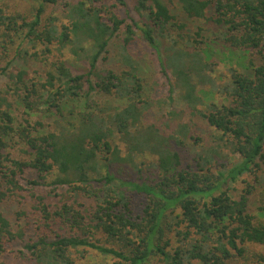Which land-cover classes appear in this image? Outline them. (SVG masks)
Segmentation results:
<instances>
[{
  "label": "trees",
  "instance_id": "obj_1",
  "mask_svg": "<svg viewBox=\"0 0 264 264\" xmlns=\"http://www.w3.org/2000/svg\"><path fill=\"white\" fill-rule=\"evenodd\" d=\"M62 1L41 0L32 19L0 6V59L15 35L24 31L46 44L72 45L78 55L87 51L91 67L87 73L74 74L60 59L56 72L40 82L27 79L24 69L8 72L10 64H0L16 96L13 102L0 93V256L4 257L0 264H12L7 254L16 241L25 240L27 231L31 236L26 248L36 264H76L75 251L86 248L112 254L118 259L114 264H151L155 258L157 264H264V252L251 247H264V219L250 208L252 197L264 186V0L137 2L149 23L142 28L144 37L154 48L156 35L185 26H180L179 14L172 10L177 1L185 17L217 24L221 41L249 51L252 71L232 67L217 83L213 64L202 47L193 46V36L180 33L186 47L174 40L177 47L169 65L177 77L180 98L218 134V145L205 155L197 154L193 163H184L170 138L145 123L144 113L151 105L144 98L145 80L127 52L124 65L128 69L107 67L93 72L125 20L110 7L88 6L81 0L68 4L69 24L60 29L56 17L44 21L42 15L45 3ZM204 31L199 26L193 41L203 43ZM126 33L124 48L134 37L131 25ZM77 43H88L91 52ZM91 74L96 75L95 82ZM200 87L214 89L219 102L200 109ZM97 90L121 98L125 106L99 112L90 109L88 98ZM80 106L83 109L78 111ZM16 107L30 116L42 111L41 117L55 119L56 128L29 118L17 121ZM180 130L171 136L176 145L188 138V125L182 124ZM118 138L125 153L115 141ZM221 144L238 155L230 169ZM22 147L25 156H16L14 150ZM146 154L155 159L158 177L154 182L119 176L111 169L114 164L138 169L136 159ZM245 174L253 175L254 181H246V187L236 193L235 184ZM45 185H51V191L67 186L62 202L52 206L37 192ZM24 192L32 199L33 215L25 225L13 228L1 207H13ZM258 208L264 210V203ZM22 215L27 216L26 211L17 210V216Z\"/></svg>",
  "mask_w": 264,
  "mask_h": 264
},
{
  "label": "rangeland",
  "instance_id": "obj_2",
  "mask_svg": "<svg viewBox=\"0 0 264 264\" xmlns=\"http://www.w3.org/2000/svg\"><path fill=\"white\" fill-rule=\"evenodd\" d=\"M81 0H64L57 5L45 3L44 13L42 19L45 21L49 16L57 18L56 23L58 27L62 29L64 24H69L68 10L70 5L76 4ZM88 6L92 3L98 6L110 7L115 10L125 22L121 29L114 35V38L110 41L107 52L103 54V59L98 62L93 72H102L107 67H112L116 71L128 69L124 65V55L127 52L135 61L136 65L140 69V73L144 78V98L150 102V108L144 113V121L147 125L153 124L158 127L162 134L170 138V144L173 150L179 151L182 156L184 163H193V158L197 154L205 155V151L218 145L217 131L209 125L208 122L202 118V116L190 108L185 100L180 98V87L177 86L178 80L173 73L169 60L174 56V40L177 39L179 46H187L179 35L180 33L189 34L196 37L195 32L199 26L204 28L205 35L203 36L204 42L197 43L193 41V46L202 47L203 53L206 60L211 62L214 67L213 74L218 79L217 83L222 82L229 74L230 68H235L242 72H251L252 68L249 66L250 54L249 51L234 49L226 45L218 37L221 27L213 22L204 20L203 18H189L185 17L179 10V4L177 1L172 7L174 13L179 14L178 23L181 28H173L170 31H166L164 35L157 36V48L151 46L148 40L144 37L142 28L149 25L148 20L144 12H139L137 9L138 0H123L121 3L119 0H84ZM41 0H0V6L6 9L7 12L25 16L28 19H32L37 12ZM127 25H131L134 29L133 39L124 48L125 37L127 36L126 30ZM179 26V25H178ZM203 32V33H204ZM198 37V36H197ZM201 39V37H198ZM80 47H90L88 43H77ZM174 46V47H173ZM74 46L68 45L66 47L61 46L55 41L53 44H46L39 40L33 39V37H27L24 33L15 35V41L10 43L4 55L0 59V64L6 66L10 64L8 72H16L20 69H24L27 72V79L45 82L49 76V73H55V65L61 59L66 65L72 70L74 74L87 73L90 67V61L87 57V51H80L78 55L72 50ZM91 52V48H88ZM106 58V59H104ZM92 80H96V75L91 74ZM11 83L8 76L0 72V93L6 96L10 101H15V92L10 90ZM88 86L86 85L85 88ZM199 92L203 101V105H200V109H206V106L211 102H219L221 98L217 96L214 89L210 87H200ZM7 93V94H6ZM6 94V95H5ZM8 95V96H7ZM92 110L99 112L101 108L107 109H120L125 106V101L118 97H108L103 95L101 92L94 91L93 95L88 98ZM19 107L14 110L17 121L23 122L24 119L29 118L32 123L41 121L49 128H56V121L54 118L41 117L43 112L32 113L27 115L23 112V109L19 111ZM83 106L79 107L82 110ZM88 109V110H90ZM182 124L188 125V138L185 139L183 145H176L174 139L171 137L174 134H179L180 126ZM119 145L122 153H125V145L121 139H115ZM221 143V142H220ZM221 154L223 158H227L224 162L226 163L227 169H230L234 162L237 161L238 155L233 153L229 147L221 144ZM25 149L17 148L14 150L16 156H25ZM139 165L138 169H134L132 166L127 165L120 167L118 164L111 166L114 174L119 176L130 177L140 181L146 179L149 182L157 180L158 173L156 168L153 166L155 159L153 156L146 154L145 156H139L136 159ZM107 168V167H106ZM105 170V168H104ZM264 170V169H263ZM264 175V171H261ZM55 174L51 175L47 182L52 181ZM154 180V181H153ZM246 181L253 182V175H242L239 177L235 184V188L238 189L236 193L241 192L246 187ZM28 186L27 184H25ZM97 182L95 186L97 187ZM233 186V184H232ZM67 186H60L55 191H51V185H45L37 189V192L46 196L47 202L52 206L58 205L62 202V196H65ZM56 194H55V193ZM25 193V192H24ZM19 203L8 204L6 207L2 206L1 210L5 211L6 216L10 219L13 228H17L19 225L23 226L26 224L27 219L33 215L31 209L32 199L28 195V192L24 194ZM143 199L140 200L136 206V211L140 210ZM264 203V186L258 188L257 195L252 197L250 202V208L255 215L260 219H264V210H259L258 206ZM17 210H24L27 213L21 217L17 216ZM31 235L27 231L25 240L16 241L12 246V252L7 254L6 259L12 264H36L35 260L31 255L29 249L26 248L27 240ZM254 249L260 252H264V247L259 245H251ZM76 264H114L118 261L112 254H103L94 249L86 248V250L75 251L73 255ZM0 259H4L0 256ZM158 259H151V264H157Z\"/></svg>",
  "mask_w": 264,
  "mask_h": 264
}]
</instances>
